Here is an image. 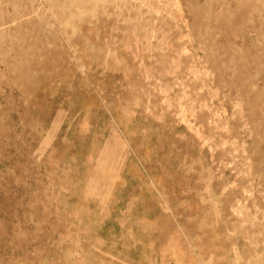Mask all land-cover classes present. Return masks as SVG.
<instances>
[{"label": "rangeland", "instance_id": "rangeland-1", "mask_svg": "<svg viewBox=\"0 0 264 264\" xmlns=\"http://www.w3.org/2000/svg\"><path fill=\"white\" fill-rule=\"evenodd\" d=\"M0 264H264V0H0Z\"/></svg>", "mask_w": 264, "mask_h": 264}]
</instances>
